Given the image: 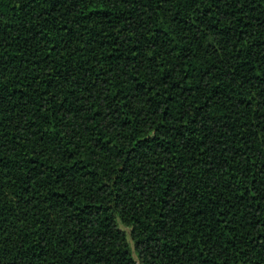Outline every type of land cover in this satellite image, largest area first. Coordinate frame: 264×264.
Segmentation results:
<instances>
[{
	"label": "trees",
	"instance_id": "16d2710c",
	"mask_svg": "<svg viewBox=\"0 0 264 264\" xmlns=\"http://www.w3.org/2000/svg\"><path fill=\"white\" fill-rule=\"evenodd\" d=\"M0 264H264V0H0Z\"/></svg>",
	"mask_w": 264,
	"mask_h": 264
},
{
	"label": "rangeland",
	"instance_id": "374dc122",
	"mask_svg": "<svg viewBox=\"0 0 264 264\" xmlns=\"http://www.w3.org/2000/svg\"><path fill=\"white\" fill-rule=\"evenodd\" d=\"M123 229H125L126 230V232L129 234V229H127V228H125V227H123ZM132 246H133V244H132Z\"/></svg>",
	"mask_w": 264,
	"mask_h": 264
}]
</instances>
